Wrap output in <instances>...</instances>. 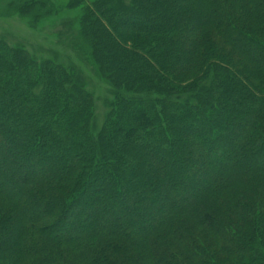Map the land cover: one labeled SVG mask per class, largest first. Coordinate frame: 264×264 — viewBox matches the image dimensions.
I'll list each match as a JSON object with an SVG mask.
<instances>
[{
	"label": "trees",
	"instance_id": "16d2710c",
	"mask_svg": "<svg viewBox=\"0 0 264 264\" xmlns=\"http://www.w3.org/2000/svg\"><path fill=\"white\" fill-rule=\"evenodd\" d=\"M102 3L98 130L69 66L0 47V264H264V0Z\"/></svg>",
	"mask_w": 264,
	"mask_h": 264
},
{
	"label": "rangeland",
	"instance_id": "374dc122",
	"mask_svg": "<svg viewBox=\"0 0 264 264\" xmlns=\"http://www.w3.org/2000/svg\"><path fill=\"white\" fill-rule=\"evenodd\" d=\"M103 1L95 3L90 0L91 5L97 7L96 13L89 16L93 17V22L96 18H105L98 9ZM86 12L82 0H0V47L6 54L12 51V54L23 55L25 66L30 65L32 57L46 59L53 65L61 63L60 67L56 66L61 70L69 66L67 70L70 75L80 76L81 91L93 99L98 130L111 110V103L115 99L114 82L120 81V77L114 71L105 72L96 61L92 52L94 47L82 33V17ZM108 28L114 29V32L117 30L113 24ZM52 64L45 65V69H50ZM65 84L67 86L68 79ZM0 165L4 171L20 169L15 161H11L12 168L6 162ZM82 208L88 211V208ZM74 218L68 216L67 221ZM67 228L66 224L64 228L58 227L56 230L63 232Z\"/></svg>",
	"mask_w": 264,
	"mask_h": 264
}]
</instances>
